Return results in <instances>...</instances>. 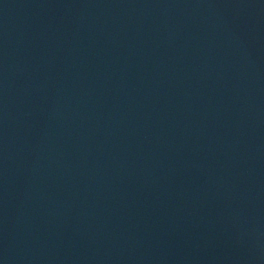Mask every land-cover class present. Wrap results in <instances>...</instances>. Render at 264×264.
Masks as SVG:
<instances>
[{
	"label": "water",
	"instance_id": "95a60500",
	"mask_svg": "<svg viewBox=\"0 0 264 264\" xmlns=\"http://www.w3.org/2000/svg\"><path fill=\"white\" fill-rule=\"evenodd\" d=\"M119 264H264V0H238L193 121Z\"/></svg>",
	"mask_w": 264,
	"mask_h": 264
}]
</instances>
